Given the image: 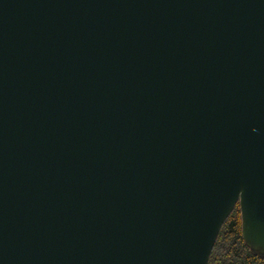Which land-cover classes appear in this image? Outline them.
Returning a JSON list of instances; mask_svg holds the SVG:
<instances>
[{
  "label": "water",
  "instance_id": "95a60500",
  "mask_svg": "<svg viewBox=\"0 0 264 264\" xmlns=\"http://www.w3.org/2000/svg\"><path fill=\"white\" fill-rule=\"evenodd\" d=\"M238 202L264 258V0H0V264H208Z\"/></svg>",
  "mask_w": 264,
  "mask_h": 264
},
{
  "label": "trees",
  "instance_id": "16d2710c",
  "mask_svg": "<svg viewBox=\"0 0 264 264\" xmlns=\"http://www.w3.org/2000/svg\"><path fill=\"white\" fill-rule=\"evenodd\" d=\"M208 264H264L244 242L239 202L223 224Z\"/></svg>",
  "mask_w": 264,
  "mask_h": 264
}]
</instances>
